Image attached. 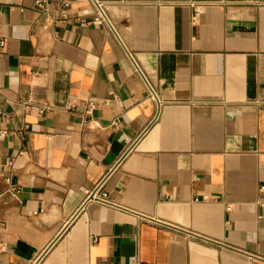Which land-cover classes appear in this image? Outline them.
I'll return each mask as SVG.
<instances>
[{"label":"crops","instance_id":"obj_1","mask_svg":"<svg viewBox=\"0 0 264 264\" xmlns=\"http://www.w3.org/2000/svg\"><path fill=\"white\" fill-rule=\"evenodd\" d=\"M35 1L0 0V264H263L264 4L103 0L164 102L152 123L89 0ZM105 175L114 202L211 242L79 210Z\"/></svg>","mask_w":264,"mask_h":264},{"label":"built area","instance_id":"obj_2","mask_svg":"<svg viewBox=\"0 0 264 264\" xmlns=\"http://www.w3.org/2000/svg\"><path fill=\"white\" fill-rule=\"evenodd\" d=\"M92 6V17L90 20V24L103 27L118 43L120 48L123 51V54L125 58L128 60L133 73L136 74L141 82L143 83L147 97L153 102V105L155 107V112L152 118V123L157 121L160 117L164 102L160 97L159 91L157 87L153 84L147 73L144 71V69L139 64L135 53H133L128 47L125 45L124 41L122 40L120 33L116 27V24L112 20L111 15L109 14V8L108 4L103 0H89ZM47 1L46 0H37L34 3V8L39 11H46L47 10ZM239 3L242 4H250V5H256L261 6L264 4V0H239ZM65 5L62 6V8ZM4 45L3 40L0 39V47ZM256 104H262L264 105V96L259 97L255 100ZM93 103H89V108L94 107ZM108 175H105L100 181H98L93 187L86 189L85 198L82 201L81 205L79 206V210H82L85 208L88 204L91 203H97L103 206L115 208L121 211H126L129 213H133L137 216L139 221H143L145 223H149L151 225H154L158 228L165 229L180 235H183L188 238L192 239H200L204 243L211 242L208 238L202 237L200 235H197L196 233L189 231L187 229H184L176 224L170 223L160 217L157 216H151V215H144L141 213H138L136 211H133L131 209H128L127 207H124L116 202H114L110 196L109 193L105 190V184L107 181ZM227 211H230V207L227 208ZM256 260H260L257 259ZM261 263L264 264V260H260Z\"/></svg>","mask_w":264,"mask_h":264}]
</instances>
